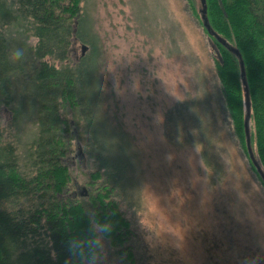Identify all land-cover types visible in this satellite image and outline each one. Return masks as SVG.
<instances>
[{"label":"rangeland","instance_id":"374dc122","mask_svg":"<svg viewBox=\"0 0 264 264\" xmlns=\"http://www.w3.org/2000/svg\"><path fill=\"white\" fill-rule=\"evenodd\" d=\"M80 4L92 37L91 45L73 42L76 59L92 58L80 67L81 90L98 66L102 102L89 121L94 141L112 157L124 200L115 198L130 225L118 249H131L140 264H264V187L228 122L214 68L218 52L186 0ZM15 83L16 107L2 113L11 139L23 143L38 129L36 104L27 79ZM108 128L127 137L130 153L113 146ZM70 155L69 194L84 186L78 197L89 205L88 192L99 188L87 183L94 167L79 141ZM105 251L107 264H116L106 241Z\"/></svg>","mask_w":264,"mask_h":264},{"label":"trees","instance_id":"16d2710c","mask_svg":"<svg viewBox=\"0 0 264 264\" xmlns=\"http://www.w3.org/2000/svg\"><path fill=\"white\" fill-rule=\"evenodd\" d=\"M196 2L197 5L195 0H186L206 40L218 52L220 60L216 57L214 68L228 122L250 169L264 187L247 153L244 132L247 89L250 146L264 173V0H205L204 25L202 6L199 0ZM80 3L81 0H0V113L3 106L16 107L19 95L15 79L26 78L28 92L34 95L38 126L31 139L23 143L11 139L7 130L11 122L4 127L6 136L0 131V264H80L71 255L68 242L87 231L90 212L111 220L113 231L105 241L116 264H140L131 249H118L130 233L118 203V198L124 197L117 187L118 179H113L112 157L101 142L94 141L98 133L89 121L102 102L95 74L97 65L86 77V91L81 90L80 67L85 63L87 66L92 58L76 59L73 42L91 45L92 37L85 33L89 27L85 28ZM33 38L39 40L35 48L29 44ZM15 49H23L25 56L13 62L10 57ZM178 118L185 122L184 117ZM112 130L108 128L114 137L113 146L117 144L130 153L127 137L121 132L117 136ZM78 141L84 159L94 167L87 183L91 189L99 187L96 193L88 190L89 205L78 197L87 192L84 186L80 190L74 186L71 194L68 190L72 180L65 160L76 151ZM212 162L209 157L207 165Z\"/></svg>","mask_w":264,"mask_h":264},{"label":"clouds","instance_id":"9594fccd","mask_svg":"<svg viewBox=\"0 0 264 264\" xmlns=\"http://www.w3.org/2000/svg\"><path fill=\"white\" fill-rule=\"evenodd\" d=\"M39 43L38 38L29 41L30 46L35 48ZM23 49L13 50L10 59L13 62L23 59ZM8 126V118L0 113V127ZM113 231L110 219L99 218L95 213H89V226L87 231L73 236L69 242V251L80 264H107V253L105 251V240ZM245 264H255V259L246 261Z\"/></svg>","mask_w":264,"mask_h":264},{"label":"water","instance_id":"95a60500","mask_svg":"<svg viewBox=\"0 0 264 264\" xmlns=\"http://www.w3.org/2000/svg\"><path fill=\"white\" fill-rule=\"evenodd\" d=\"M200 4L202 6V8L200 9L201 11V18H203V25L205 24L204 18H205V13H206V8H205V0H199ZM81 54L83 55L86 46L85 45H81ZM241 64V78H242V84L243 86L246 88V80L244 77V72H243V67H242V63ZM244 100H245V107H246V111H245V116H244V132H245V138H246V149H247V153L250 156V158L252 159L257 171L259 172V174L261 175L262 180L264 181V173L261 170L260 166L257 164V162L255 161L253 154H252V150H251V146H250V138H249V132H248V121H249V111H250V105H249V98H248V91L247 89H245L244 91Z\"/></svg>","mask_w":264,"mask_h":264},{"label":"flooded vegetation","instance_id":"af4514ba","mask_svg":"<svg viewBox=\"0 0 264 264\" xmlns=\"http://www.w3.org/2000/svg\"><path fill=\"white\" fill-rule=\"evenodd\" d=\"M73 54H74V51H73ZM77 189V188H76Z\"/></svg>","mask_w":264,"mask_h":264}]
</instances>
